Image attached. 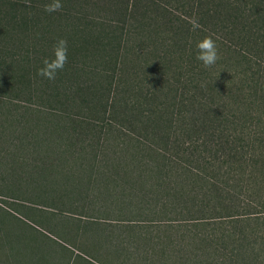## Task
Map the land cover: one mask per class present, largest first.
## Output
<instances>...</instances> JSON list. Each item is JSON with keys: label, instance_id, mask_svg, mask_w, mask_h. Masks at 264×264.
<instances>
[{"label": "trees", "instance_id": "1", "mask_svg": "<svg viewBox=\"0 0 264 264\" xmlns=\"http://www.w3.org/2000/svg\"><path fill=\"white\" fill-rule=\"evenodd\" d=\"M103 1L119 15V35L106 32L94 45L80 38L86 27L73 35L61 30L53 41L68 33L62 72L75 88L79 59H101L103 71L93 73L102 84L76 89L91 94L88 107L111 113L137 139L150 168L136 171L171 181L173 187L159 194L178 202L179 213L241 225L231 240L235 264L242 257L264 264V0ZM19 3L0 15V44L23 26L45 40L52 23L65 21L42 8L27 22ZM206 36L221 57L209 68L196 59V44ZM101 92L103 99L95 101ZM34 241L0 213V264H37Z\"/></svg>", "mask_w": 264, "mask_h": 264}, {"label": "rangeland", "instance_id": "2", "mask_svg": "<svg viewBox=\"0 0 264 264\" xmlns=\"http://www.w3.org/2000/svg\"><path fill=\"white\" fill-rule=\"evenodd\" d=\"M17 1L27 22L50 2L0 0L1 18ZM102 1L61 0L55 16L65 21L52 23L45 40L23 26L0 44V213L34 238L37 264H235L231 240L241 225L179 213L178 202L159 194L171 181L136 171L150 168L137 139L76 89L102 84L93 73L103 71L101 59H79L75 88L65 72L55 80L37 75L61 30L86 27L80 38L94 45L106 32L119 35V15Z\"/></svg>", "mask_w": 264, "mask_h": 264}, {"label": "clouds", "instance_id": "3", "mask_svg": "<svg viewBox=\"0 0 264 264\" xmlns=\"http://www.w3.org/2000/svg\"><path fill=\"white\" fill-rule=\"evenodd\" d=\"M63 8L61 0H51L50 3L43 5V9L47 13L59 12ZM198 26V25H196ZM196 59L202 62L205 68L214 66L221 58L219 55L218 45L216 41L206 36L196 44ZM68 63V42L64 38L58 39L53 46V56L51 59L45 58L42 61L43 67L39 68L37 75L48 80H55L57 74L64 70Z\"/></svg>", "mask_w": 264, "mask_h": 264}]
</instances>
